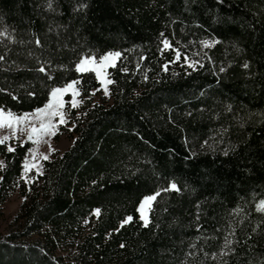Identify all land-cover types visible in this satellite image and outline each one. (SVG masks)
<instances>
[{
	"label": "trees",
	"instance_id": "16d2710c",
	"mask_svg": "<svg viewBox=\"0 0 264 264\" xmlns=\"http://www.w3.org/2000/svg\"><path fill=\"white\" fill-rule=\"evenodd\" d=\"M112 51L98 101L76 64ZM0 57V108L80 98L30 181V142L0 145V218L22 197L0 264H264V0H0Z\"/></svg>",
	"mask_w": 264,
	"mask_h": 264
},
{
	"label": "rangeland",
	"instance_id": "374dc122",
	"mask_svg": "<svg viewBox=\"0 0 264 264\" xmlns=\"http://www.w3.org/2000/svg\"><path fill=\"white\" fill-rule=\"evenodd\" d=\"M115 53H119L117 51H112V52H106L98 57H95L93 55H87L82 57L78 63L76 64V70L78 72H80L78 70L79 65H81V63L84 61L85 58L89 59V63L86 65L89 68L92 67H99V62L101 61L102 57H105L109 54H115ZM92 58H94L95 62H92ZM118 57H114L113 59L106 61L105 64L107 65H115V62L117 61ZM111 66H106L103 69V74L102 75H97L96 72H93L95 74L96 79L98 80L99 84H100V93L98 95V97L96 98V100H100L101 99H107L108 95H109V83L107 81H110L108 78V71L109 68ZM75 81H70L68 83H66L63 86H59V87H54L51 89L50 93H49V98L47 100V102L42 105L41 107H38L30 112H24L21 114H16L7 110H4L2 108H0V110L3 111L4 117H7L8 113H11L13 116L15 117H23L25 115H28V119L27 120H21L19 122L18 125H15V128H8V127H3L0 128V138L4 137V136H9L12 138H17L20 139L22 141H28L30 142V147L26 153V156L24 158L23 161V170H22V178L25 181H30L36 174H39L43 171V163L45 161V159L43 158L45 155L48 156V159H50L54 153H62L63 151H65L68 147L71 146V144L73 143V138H70L67 136V133L64 132L65 129H70L73 124L74 121L72 119V115H71V110H76L79 109L80 106V98L79 95L73 97L72 96V92L76 91L79 93L78 88L76 87V83L74 84L72 89H69V91L65 94H63L60 99L63 100L65 102L64 107L62 109H60V111L63 112L65 120H66V124H59V117H52V118H48L45 116H41V115H36V110L37 109H41V108H45V106L47 104H49L50 100H51V92L54 89H63L65 88L67 85H69L70 83H73ZM69 102H76L78 103L77 107H72L71 103ZM49 119H51V123L54 125H57V127L54 128L55 131V135H52L51 133L47 134V135H42V136H33V141H29L28 137L30 134H32V128L36 127L39 128L41 126V124H47L49 122ZM38 142H34L37 141ZM46 159V160H48ZM25 164H27V169L25 168ZM174 183L171 182L169 184V188H172L171 186ZM150 196H155L156 197V193H151L148 195H145L144 197H142L139 205H138V213H139V218L141 219V221L145 223V221H149V211L151 208V205L153 203V201L149 202L148 204L143 206V210L141 211V205L143 204L144 200L147 197ZM22 203V197L20 196L19 192H14L4 203L3 205V217L0 218V234H7L8 232L11 231H15L18 228V224L17 222L14 220L15 216L20 208V205ZM256 207L258 210L264 211V198H262L261 200H259L256 204ZM128 218V217H127ZM126 218V219H127ZM37 236L33 235L31 236L29 239H36ZM20 239V238H19ZM22 240V238H21Z\"/></svg>",
	"mask_w": 264,
	"mask_h": 264
},
{
	"label": "snow or ice",
	"instance_id": "6c2138e0",
	"mask_svg": "<svg viewBox=\"0 0 264 264\" xmlns=\"http://www.w3.org/2000/svg\"><path fill=\"white\" fill-rule=\"evenodd\" d=\"M37 43H39V41H37ZM165 47H168V44L167 42L165 41ZM119 53H115V54H109L105 57H102L101 58V61L99 62V67H92V68H89L87 67L86 65L90 62L88 58H85L84 61L81 63V65H79L78 67V70L80 72H85V71H93V72H96V74L99 76V75H102L103 74V69L106 67V66H111V67H114L115 65L112 64V65H107L105 64L106 61H109L111 59H113L114 57H119ZM180 57V53L177 51V54H176V59L178 60ZM0 59H2V57H0ZM92 62H95L94 61V58H92ZM41 72H44L45 69L44 68H40L39 69ZM108 83H112V81H107ZM75 83H78V82H73V83H70L69 85H67L65 88L63 89H54L52 92H51V100L49 102V104H47L45 106V108H41V109H37L36 110V115H41V116H45V117H48V118H52V117H59V124H66V120H65V117H64V114L62 111H60V109H62L64 107V104L65 102L63 100L60 99V97L67 93L69 91V89H72L74 84ZM95 93L93 92L91 95H94ZM79 95L78 92L76 91H73L72 92V96L75 97ZM71 103V106L72 107H77L78 106V103L76 102H69ZM28 119V115H25L23 117H15L13 116L11 113H8L7 117H4V114H3V111L0 110V128H3V127H8V128H15V125H18L19 122L21 120H27ZM57 127V125H54L51 123V119H49V122L47 124H41V126L39 128H36V127H33L32 128V134L29 135L28 137V140L29 141H33V136H42V135H47L49 133H51L52 135H55V131H54V128ZM12 139V137H9V136H4L2 138H0V145H6L7 142ZM34 142H38L37 141H34ZM7 150L9 152H14L15 149L12 148L11 146H8ZM45 160L48 159V156L45 155L43 157ZM3 162H0V166H2ZM27 164H25V168L27 169ZM173 189H176V185L173 184L171 186ZM178 190V189H176ZM155 196H150V197H147L143 204L141 205V211L143 210V206L148 204L149 202L155 200ZM97 213H99V210H97ZM132 220V217H128L125 221V223L129 222ZM145 223H147V221H145Z\"/></svg>",
	"mask_w": 264,
	"mask_h": 264
}]
</instances>
